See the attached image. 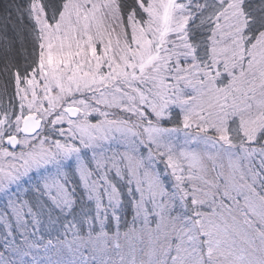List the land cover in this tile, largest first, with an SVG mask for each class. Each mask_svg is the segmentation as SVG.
I'll return each mask as SVG.
<instances>
[{"label":"rangeland","instance_id":"374dc122","mask_svg":"<svg viewBox=\"0 0 264 264\" xmlns=\"http://www.w3.org/2000/svg\"><path fill=\"white\" fill-rule=\"evenodd\" d=\"M206 1L148 0L140 5L141 21L133 13L123 20L117 0H66L49 23L34 4L42 38L38 65L17 87L19 109L13 133L4 135L6 127L0 124V222L9 219L20 225L21 219L32 220L25 204L16 200L24 180L35 187L46 185L48 197L66 205L71 168L85 194L103 203L104 210L117 204L108 174L125 177L138 197L134 208L141 227L118 247L108 244L111 236L72 235L62 241L67 248L47 244L43 255L30 253L28 263L16 253L21 264H64L59 259L67 256L65 252H75L73 256L80 257L77 264H98V255L99 261L112 260L111 254L120 252L121 245L120 260L135 255L150 264L156 254L171 251L169 242L176 243L178 257L173 264H199L200 242L212 253V237L225 238L224 250L232 241H252L243 225L252 222L250 212H256L259 222L264 219V195L250 193L242 200L247 205L219 202L217 210L209 206L213 204L209 193L223 186L230 201L232 194H243L240 174L242 164L250 165V155L236 154L227 144L223 120L237 111L247 138L255 137L264 124V33L245 46L241 0H214L220 10L208 43L209 69L198 68L191 58L186 27ZM67 106L78 108L75 118L67 116ZM171 108L181 113V129L159 127ZM29 114L40 121L44 132L20 136L19 145L9 147L5 138L16 135ZM158 165L165 166L171 177ZM187 200L194 207L207 208L214 218L197 212L195 221L187 214L170 218L171 208L187 210ZM148 207L156 215L155 229L156 224L148 227ZM170 223L176 224L174 234L165 237L164 228ZM85 245L88 252L82 255ZM226 256L218 259L226 262ZM231 256L234 264L248 261L239 250ZM207 257L218 261L215 255ZM6 262L7 255H0V264Z\"/></svg>","mask_w":264,"mask_h":264},{"label":"trees","instance_id":"16d2710c","mask_svg":"<svg viewBox=\"0 0 264 264\" xmlns=\"http://www.w3.org/2000/svg\"><path fill=\"white\" fill-rule=\"evenodd\" d=\"M117 1L123 20H126L131 13L141 21L143 20L144 12H142L140 5L147 4L148 0ZM65 2L66 0H0V124L6 127L3 132L4 135L13 133L14 123L18 115L17 87L36 69L42 50V38L34 16V4L41 9L44 20L49 23L58 17ZM202 6L203 9H198L194 12V16L189 19L186 27V38L191 50V58L196 62L195 65L202 70H208V43L214 27V20L220 9H218V6L216 9L214 0H207L206 3L202 2ZM240 11L244 19L242 25V36L245 38L244 42L246 41L244 44L250 46L260 34L264 33V0H241ZM167 115L160 121V124L158 123L159 127L162 129L182 128L181 113L178 109L171 108ZM239 121L240 117L237 111L229 114V116L226 115L225 120H223L226 128L227 144L234 147L236 154L244 152L250 155L248 158L250 165L242 164L243 174H240L244 181L241 188L243 194L236 193V196L232 194V201H230L223 195V186L218 191L210 192L209 194L213 195V204H209V206H215L217 210L219 202L240 204L244 203L242 202L243 198H247L250 193L264 195V124H262L263 126L255 137L247 138L241 132ZM44 129L45 127L42 126L36 135H41ZM14 134L18 137H31L20 135L18 131ZM3 145L5 146L4 143ZM158 169L162 173L168 172L165 166L161 168L158 165ZM68 175L70 177L68 185L70 193H68L69 197L67 196L66 205L60 206L53 199H50L49 194L47 195L45 191L46 185L35 187L24 180L22 190L19 192L16 189V200L25 204L28 217L32 220L30 221L27 218L25 222L21 219L20 225L9 221L8 218L7 222H0V255H7L6 264H13L15 259L16 264H21L19 255L17 254V258L15 256L16 253L25 256L24 263H28L32 259L30 253L35 252L36 254V252H39L40 255H43L44 247L47 244L58 243L61 248H67L62 241L72 235L81 238L111 236L109 238L112 241L108 244L118 247L127 235L130 238L131 234L140 229L141 226L137 223L139 218L135 212L136 208H134L138 197L133 191L134 188L126 182L125 177H118L113 172L108 174L107 182L111 183L116 191L117 204L108 206L104 202L106 206L113 207L112 210L107 209V207L104 210L102 209L103 203H96L85 194L76 171L70 168ZM169 177H171L170 172L167 175V178ZM252 177H254V181H252ZM162 179L166 182L165 175H162ZM253 185L258 189L253 190ZM55 195L56 193L53 196ZM185 205L184 208H187V210L182 209L184 211H179L178 207L171 208L170 218L187 214L189 218L193 217L191 221H195L194 213L196 212L202 217L209 215L214 218L212 212L210 213L207 208L201 207L202 205L194 207L190 200H187ZM244 210L247 209L244 208ZM146 213L149 220L148 227H154L156 215L149 207L146 209ZM254 213L256 212H250L249 217L252 222L249 226L248 223H245L243 225L244 230H242L248 236H253L252 241L246 240L245 243L240 240L232 241L227 244L224 250L221 241H225V238L217 241L216 237H212L214 239L210 246L212 253H209L207 246L205 247L200 242L199 256L202 257V263L199 264H229L228 262L234 264V259L231 256L234 250H239L243 255L246 254L245 258L248 261L243 264H264V219L261 218V222H259V220H256L257 215H254ZM140 224L142 225V222ZM175 226L174 223L165 226V237L168 234L172 237ZM156 227L157 224L154 229ZM115 239L118 241L117 245L114 244ZM83 243L87 244L85 240ZM208 244L210 245L209 242ZM169 246L171 248L170 252L156 254L154 261L150 264H159L157 260L162 261V264H173V258L178 257L176 249H174L176 243L169 242ZM121 247L120 252L114 251L111 254L112 260L108 258L99 261L101 259L99 255L95 259L98 260V264H143L142 261H138L135 255L132 257L127 256L125 261L120 260L124 246L121 245ZM82 249L85 252L82 255L88 252L86 245ZM65 254L66 257L62 254L59 259L64 264H77L80 260V257L73 256L75 252H65ZM207 254L215 255L218 261H207L209 258ZM224 254H227L225 257L226 262L222 258L218 259V256L223 257ZM163 256L164 258H162ZM42 260H45V257H42ZM189 261L188 257H185V263ZM36 264H40V261ZM87 264L95 263L87 262Z\"/></svg>","mask_w":264,"mask_h":264},{"label":"water","instance_id":"95a60500","mask_svg":"<svg viewBox=\"0 0 264 264\" xmlns=\"http://www.w3.org/2000/svg\"><path fill=\"white\" fill-rule=\"evenodd\" d=\"M64 111L70 118H75L78 113V108L67 106ZM40 127V121H38L34 115L29 114L23 118L19 133L21 135H34L40 130ZM5 143L11 148H16L19 145V138L16 135H9L5 138Z\"/></svg>","mask_w":264,"mask_h":264}]
</instances>
